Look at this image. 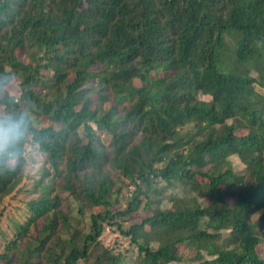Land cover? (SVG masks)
Here are the masks:
<instances>
[{
	"label": "trees",
	"instance_id": "trees-1",
	"mask_svg": "<svg viewBox=\"0 0 264 264\" xmlns=\"http://www.w3.org/2000/svg\"><path fill=\"white\" fill-rule=\"evenodd\" d=\"M4 76L0 113H29L43 167L0 262L79 264L116 226L137 258L95 264H264V0H0ZM25 160L0 166V203Z\"/></svg>",
	"mask_w": 264,
	"mask_h": 264
},
{
	"label": "rangeland",
	"instance_id": "rangeland-1",
	"mask_svg": "<svg viewBox=\"0 0 264 264\" xmlns=\"http://www.w3.org/2000/svg\"><path fill=\"white\" fill-rule=\"evenodd\" d=\"M21 57H23L21 55ZM21 80L16 78L14 84L9 92L13 96H17L20 93L19 84ZM137 85H140V82H137ZM259 90V88H258ZM261 93L264 94V90H261ZM202 99H209V97H201ZM103 141L107 143L109 137H103ZM27 157L29 159V165L26 168V178L24 179L21 187L23 191L20 193L13 194L9 196L4 202L0 203V255L4 252L5 249V235H9L10 231V222L12 220H24L27 213L26 201L30 197L27 190L33 187L36 179L41 177V168L43 167L42 157L39 155L35 147L31 146L27 149ZM233 162L234 170L238 173L245 172V165L241 163L240 159L236 156L231 157ZM134 186L128 185V182H122V193L120 194L121 207H124L127 203L128 197L131 196ZM175 193L181 194L180 189L173 190ZM172 190L160 191V189L155 188L152 193L153 200H161L165 195H169ZM203 200H201L202 202ZM170 206V205H168ZM145 214L144 210H141L138 214H134V218L128 222H124L125 228H129L132 224L139 223V215ZM153 249L158 247V243H152ZM102 248L112 249L114 253L121 254L127 260H135L137 258L138 247L132 242L130 237L122 235L116 226L106 227L102 237L100 238V244L95 247L89 257L85 261H81L79 264H95L98 254H101ZM183 250L184 248L181 247ZM261 253L264 256V239L263 245L261 247ZM196 255L195 249H187V251L181 254V261L178 263L171 264H197L198 262L194 261ZM0 264H3L0 262Z\"/></svg>",
	"mask_w": 264,
	"mask_h": 264
},
{
	"label": "clouds",
	"instance_id": "clouds-1",
	"mask_svg": "<svg viewBox=\"0 0 264 264\" xmlns=\"http://www.w3.org/2000/svg\"><path fill=\"white\" fill-rule=\"evenodd\" d=\"M13 84L12 76L0 78V95ZM35 127L26 110L0 113V166L15 169L26 164L27 149L35 144Z\"/></svg>",
	"mask_w": 264,
	"mask_h": 264
}]
</instances>
